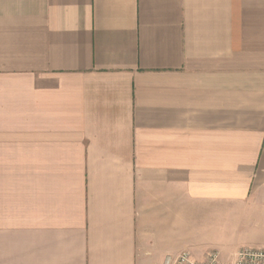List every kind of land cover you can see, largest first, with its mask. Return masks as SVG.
I'll use <instances>...</instances> for the list:
<instances>
[{
	"label": "crops",
	"instance_id": "1",
	"mask_svg": "<svg viewBox=\"0 0 264 264\" xmlns=\"http://www.w3.org/2000/svg\"><path fill=\"white\" fill-rule=\"evenodd\" d=\"M264 249V0H0V264Z\"/></svg>",
	"mask_w": 264,
	"mask_h": 264
},
{
	"label": "built area",
	"instance_id": "2",
	"mask_svg": "<svg viewBox=\"0 0 264 264\" xmlns=\"http://www.w3.org/2000/svg\"><path fill=\"white\" fill-rule=\"evenodd\" d=\"M165 264H222L217 253H211L204 261H197L187 252L173 258L168 257ZM231 264H264V249L245 248L240 250Z\"/></svg>",
	"mask_w": 264,
	"mask_h": 264
}]
</instances>
